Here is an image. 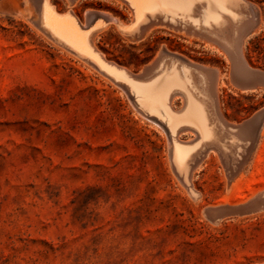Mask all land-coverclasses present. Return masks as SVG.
I'll return each mask as SVG.
<instances>
[{"label": "rangeland", "instance_id": "374dc122", "mask_svg": "<svg viewBox=\"0 0 264 264\" xmlns=\"http://www.w3.org/2000/svg\"><path fill=\"white\" fill-rule=\"evenodd\" d=\"M49 2L83 24L92 12L133 20L124 0ZM242 3L239 31L221 35L228 57L161 16L134 35L110 24L90 37L133 76L153 65L141 81L172 54L208 76L218 146H228L201 149L186 187L163 127L48 34L43 0H0V264H264V0ZM172 102L182 109L180 96ZM176 138L198 142L188 126Z\"/></svg>", "mask_w": 264, "mask_h": 264}, {"label": "bare ground", "instance_id": "6f19581e", "mask_svg": "<svg viewBox=\"0 0 264 264\" xmlns=\"http://www.w3.org/2000/svg\"><path fill=\"white\" fill-rule=\"evenodd\" d=\"M124 1L133 10V20L131 24L125 27V24L118 22V19V21H116L112 18L110 24H114L120 32L126 36L133 35L137 32L139 26H142L141 24H145L149 22L150 19H156L157 16H161L162 19L172 24H179L184 28L191 29V31L194 30L195 33L202 32L209 41L206 44L207 49L215 54L217 53L222 56L227 55V57L231 52L229 48H234V45L231 46L230 43H225L224 40H227L226 38L228 35L224 38H222L223 36L221 35L226 34L224 32L229 30L233 33L236 32L240 29L239 27L244 19V15L240 11L241 4H244L242 0ZM40 20L41 26H43L48 34L59 43L76 53L77 56L85 58L84 60L94 64L98 70L113 81L124 85L133 98L135 106L142 112V116L152 118L156 124L163 127L169 138V154L173 172L186 187L190 185L191 165L195 157H197L198 154L200 155L201 149H210L212 146H218L221 136V134H219L220 136L218 137V133L222 130L221 127L223 128L220 122L214 121L213 118L215 115H213L210 110L212 105H210L211 98L208 76L201 75L204 73L195 74L193 70L188 67V65H190L188 61L180 56L172 54L167 63L161 61L157 64L155 72L148 80L141 81V79H136L126 69L106 61L100 53L92 48L91 34L95 31H101L107 28L110 24L97 21L92 28L82 30L79 26V21L73 16L56 15L51 8L49 0H43ZM188 29H186V31ZM136 34L138 35V33ZM138 37H140V34ZM160 55H165L164 57H167L168 52L162 49ZM196 67L205 71L202 67ZM206 72L209 73L207 70ZM216 84L217 89H219L220 86H222V81L219 80ZM243 87L245 88V86ZM244 88L242 89L247 91V89L245 90ZM249 88L250 87H248V89ZM251 88L249 89L250 91ZM235 89H237V87H235ZM215 93L217 92L215 91ZM175 96H180L183 100V107L180 110H175L173 107L172 99ZM181 126H188L193 129L198 141L196 144L188 145L179 142L176 136ZM224 134L226 135L225 132L222 135ZM231 134L229 133V135ZM221 138H224V136ZM226 142L227 141H225V143ZM229 142L235 146L239 141L231 135ZM246 144H248V142ZM258 144H256V146ZM225 145L226 144H222L218 147L223 150V148L228 146V144ZM237 148L239 147L235 146V149ZM233 151L235 152V150Z\"/></svg>", "mask_w": 264, "mask_h": 264}, {"label": "water", "instance_id": "95a60500", "mask_svg": "<svg viewBox=\"0 0 264 264\" xmlns=\"http://www.w3.org/2000/svg\"><path fill=\"white\" fill-rule=\"evenodd\" d=\"M40 12H41V9H40ZM97 21H102L103 23H106V24H110L111 22H112V20H111V18L110 17H108V16H106V15H103V14H100V13H96V12H92V13H88L87 15H86V21H85V23L84 24H82V23H80L79 22V26H80V28L82 29V30H88V29H90V28H92L94 25H95V23L97 22ZM131 24V22H129V23H127V24H125V27L126 26H129ZM139 29V28H138ZM135 34V33H134ZM133 34V35H134ZM157 66V65H156ZM153 67V65H151V66H147L144 70H143V72H142V74L141 75H138V76H134L136 79H141L142 80V78H144L146 75H147V73L151 70V68ZM263 82H264V78H263ZM255 119H252V121H250V122H248V123H245L244 125H242V126H239V127H236V128H226V129H228V131L230 130H234L233 132H238V131H240L244 126H246L247 124H250L251 122H253Z\"/></svg>", "mask_w": 264, "mask_h": 264}]
</instances>
